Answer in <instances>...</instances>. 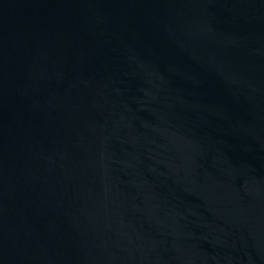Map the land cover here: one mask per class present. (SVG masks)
Returning a JSON list of instances; mask_svg holds the SVG:
<instances>
[{
	"label": "water",
	"instance_id": "95a60500",
	"mask_svg": "<svg viewBox=\"0 0 264 264\" xmlns=\"http://www.w3.org/2000/svg\"><path fill=\"white\" fill-rule=\"evenodd\" d=\"M0 264H264V0H0Z\"/></svg>",
	"mask_w": 264,
	"mask_h": 264
}]
</instances>
